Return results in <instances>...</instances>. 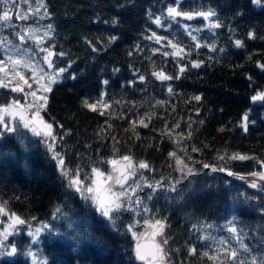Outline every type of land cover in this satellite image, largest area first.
Returning <instances> with one entry per match:
<instances>
[{
  "label": "trees",
  "instance_id": "1",
  "mask_svg": "<svg viewBox=\"0 0 264 264\" xmlns=\"http://www.w3.org/2000/svg\"><path fill=\"white\" fill-rule=\"evenodd\" d=\"M43 3L48 15L44 16L41 8L23 20L17 15L25 14L26 7L34 10L37 0H0V14L7 10L11 18L8 25L0 23V43L11 41L15 56L22 55L44 69L34 42L21 44L18 38L22 29L32 28L41 38L47 32L43 47L65 53L52 58L53 70L63 67L66 71L46 92L47 101L40 110L43 120L53 126L54 151L70 174H79L82 184L88 182L93 168L107 174L108 161L129 156L136 176L128 185H140L130 195L132 201L124 198L122 208L111 215L113 226L68 187L43 140L13 122L16 132L0 133V201L6 202L9 212L28 221L24 226L46 223L58 233L39 241L37 250L44 264H133L134 238L129 227L133 224L136 234L141 224L156 220L165 225L162 236L168 241L167 264H213L202 253L214 254L213 249L222 248L220 239L228 242L229 248L239 249L226 230L229 221L251 250L241 256L258 260L264 256V188L248 191L236 176L202 166L225 167L240 176L264 169L258 163L264 161V101L252 100L264 92V69L257 66L264 65V3L182 0L178 5L183 11L212 9L216 16L211 21L218 19L223 25L215 29L202 17L190 21L167 18V8L177 6L175 0ZM157 16L162 19L160 27L153 22ZM185 25L197 42L214 45L216 50L196 48ZM250 31L254 38L248 37ZM153 33L165 39L157 44L146 38ZM236 39L243 47L235 46ZM169 40L184 48V53L173 56ZM17 46L27 51L17 53ZM197 61L200 66L192 67ZM154 70L179 78L161 81L153 75ZM20 98L8 88H0V104ZM100 99L110 107L98 105L94 112L84 106L85 100L94 103ZM245 116L247 130L242 126ZM141 119L148 127L139 123ZM193 147L199 151L192 152ZM173 151L185 158L195 175L182 177L174 170L169 157ZM236 153L252 159L218 158ZM140 162L147 163L150 170L140 169ZM176 180H180L177 191H168ZM158 181L162 186L155 192L145 186V182ZM137 197L143 202L139 207L134 203ZM201 235L208 239L202 242ZM9 244L17 252L0 259V264H27L23 255L29 240L24 231ZM192 247L196 252L189 255Z\"/></svg>",
  "mask_w": 264,
  "mask_h": 264
},
{
  "label": "snow or ice",
  "instance_id": "2",
  "mask_svg": "<svg viewBox=\"0 0 264 264\" xmlns=\"http://www.w3.org/2000/svg\"><path fill=\"white\" fill-rule=\"evenodd\" d=\"M182 0H175V4L177 6H169L167 8V18L175 21L177 17H182L185 20H193L196 17H202L205 21H210L208 23V27L215 29L220 28L223 25L219 22L217 19L216 21H211V18L216 16V12L212 9L203 10V11H183L181 10L178 5H180ZM252 3L254 5H261L264 3V0H252ZM44 8V16L48 15L47 9L43 3V0H37V6L34 10L25 13V14H18L17 19H23L27 20L29 15H36L40 12V9ZM44 16H40L41 19L44 18ZM10 16L7 10L3 12V14H0V22H3L5 25H8L10 21ZM157 27H160L162 24V19L160 16H157L155 20L153 21ZM49 29L51 28V25L48 26ZM185 32H187L190 36L192 41L195 43L196 48L200 47H208L209 51H215L214 45H202L201 43L197 42V37L195 35H192L191 31L189 30L188 26H184ZM38 30L32 29V28H25L21 30V33L18 34V38L21 42V44H24L26 40H31L34 42V44L37 47V50L39 52L45 53V55L42 57L43 63L48 66L49 69H52L54 66L53 57L54 56H63L65 55L64 52L56 53L53 51L52 47H43L44 38H48L47 32L44 34V38H41L36 35V32ZM249 38H254V33L249 32L248 34ZM147 39L154 40L155 43L160 44L162 40L165 39L163 36L156 35L153 33L151 36L146 37ZM112 41L116 39V37L110 38ZM7 43H11V41H6ZM235 46L237 48L243 47V43L240 39H236L234 41ZM168 45L174 49L172 55L176 56L181 53H184V48L180 47L178 44L173 43L171 40L168 41ZM21 51H27V49H20L19 46L16 47V52L19 53ZM93 51H96L95 48H93ZM223 51V49H221ZM167 55V53H165ZM182 58V57H181ZM7 62L5 60H0V88H10L11 92L14 93H24L25 96H31L34 98V101L31 104L26 103L25 105H21L20 101L13 100L11 103H5L0 104V132H7V133H14L16 132V127L13 126V121L19 120L20 124L26 129H28L34 136H40L45 138L46 140L50 141L47 144L49 152L52 153V158L57 161V166L61 170V174L68 180V187L73 189L74 191L80 193L82 196L84 192L93 193L96 191L93 187H87L84 188L82 181L78 178V173H71L69 170L64 168V160L59 155V153L54 151L53 145L56 142V137L53 134L52 131V124L46 123L43 118L40 116V110L44 107V104L47 101L46 96L38 95V92H50L52 90V84L56 83L58 81V78L66 71L65 68L61 67L58 68L54 72L45 73L43 68H39L35 65H33L29 60L25 59L22 55H8L6 57ZM70 66V65H69ZM200 62H192V67H199ZM258 67H261L264 69V65L257 64ZM21 69L30 71L32 73L31 77H26L21 72ZM118 71V69H116ZM185 71V68L183 66L180 67V72L183 73ZM153 75L161 81H168L172 79H178L179 76L173 77L166 75L163 70L160 71H153ZM74 78V77H73ZM140 81L144 80V76L141 75L139 77ZM31 81V83H30ZM41 81H44L41 83ZM33 83L39 85V87L36 90H32ZM105 84H107V81H104ZM25 87L29 91L25 92ZM169 93H171L173 90L171 87L168 89ZM195 100L199 101L200 97L196 96L194 97ZM253 101H264V92H258L256 95L252 97ZM35 101H40V103L37 105ZM163 103L162 101H157V104ZM98 105H100L103 108H109L110 105L103 102L102 99L97 100L94 103H90L88 100L84 101V106L90 109L91 111H98ZM28 107H35L36 111L31 114V118L25 115V111ZM104 113L101 112V115ZM5 117H9L10 119H5ZM135 121H133V125H135ZM139 123L143 127H148V124L144 122V119H141ZM245 130H247V116L244 117V124L242 125ZM110 127V125H109ZM176 127H179V124L176 125ZM103 131V130H102ZM134 131V128H133ZM221 131H224V129H221ZM171 135V133H169ZM182 135V134H181ZM188 137L191 136V132H189ZM174 143H179L178 140H174ZM181 151H185L183 148H181ZM192 152H198L199 149L193 147L191 149ZM169 157L171 160L174 161V170L177 172H180L182 174V177H187L191 175H195V171L192 167L186 163L185 158L177 155L175 151L169 153ZM220 160H249L252 159V157H249L247 155L242 154H232L230 156H220L218 157ZM190 160L191 157H188ZM123 160L128 162L126 164V168L131 169L133 166L131 164V158L129 156H124ZM109 164L116 165L117 161L112 160L108 161ZM260 163L261 168H264V161H258ZM170 167H173L172 164L169 165ZM203 168H211L213 172L221 171V172H227V175L229 176H236L237 179H245L244 176L237 175L236 173H233L231 170L225 168V167H216L212 166L210 164H203ZM138 167L140 169H148L149 165L145 162H140ZM92 172L95 176L101 177L104 175V173L100 172L97 168H93ZM131 173H125L121 172L120 177H118L115 180V183L120 184L121 188L123 189V182H126L128 179V175ZM250 175L253 177L258 178L260 181H264V171L259 172H253ZM180 183V180H176L175 182L169 184L168 191H177L176 184ZM93 184H96V181H93ZM145 186L148 188H151L153 192H155L158 188L162 186V182L158 181L155 184L147 183L145 182ZM249 187L251 188H257V183L255 180H253ZM137 188H140V185L137 184L136 187L131 189L132 193H135ZM109 192L108 196L100 197L98 195H93L91 199L93 200V203L96 207V211L100 213L101 216L109 219L112 221L113 226H115V220L112 218L111 214L113 212H117L122 208V201L121 197H125L130 202L132 201L131 196L128 194L127 191H121L117 193H112L111 187L107 189ZM89 197L84 196V199H88ZM151 195L148 196V199H151ZM134 203L139 207L143 204V202L139 199V197L136 198ZM59 211V209H58ZM144 211L148 212L149 209L146 205H144ZM7 215L9 217V220L11 223L8 225V227L3 231L0 232V246L3 245V240L6 239L8 235L11 234L9 229H14L17 225H24L28 223L25 219L18 216L15 212H9L7 209V204L4 201H0V216ZM49 226L47 224L43 225V228L47 229ZM152 228H154V232L152 235L155 236H162L163 235V229L165 227L164 223L160 220H156L152 225ZM130 232L132 231V227L130 226L128 229ZM199 230V229H198ZM227 232L231 234V236L239 243V249L236 248H229L228 242H226L224 239H220L218 241L219 245L222 246V248L213 249L214 254H210L209 252L205 251L202 253L204 257H207L208 260L212 261L213 264H264V256H262L259 260L256 256H251V258L242 257L241 253L248 254L250 253V248L241 240L240 235L238 233V229L236 226H234L233 221L228 222V226L226 228ZM41 232V228H36L35 232H29V235L33 237V242L36 241V238L39 236ZM133 238L136 239V235L133 232ZM199 239L204 242L208 239V237L201 235ZM167 240H162V244H167ZM161 243H153V252H152V258L153 260L157 261L158 264H163V261L165 260L166 253L162 247ZM17 252V248L15 246H12L10 250L6 252H0V255H6V256H13ZM196 249L194 247L188 249V254L193 255L195 254ZM28 255H33L32 253H28ZM135 255L136 259L138 260H144L145 254L143 253L141 249V245L137 243L135 248ZM33 264H36V260L33 259ZM40 264H44V261H40Z\"/></svg>",
  "mask_w": 264,
  "mask_h": 264
},
{
  "label": "rangeland",
  "instance_id": "3",
  "mask_svg": "<svg viewBox=\"0 0 264 264\" xmlns=\"http://www.w3.org/2000/svg\"><path fill=\"white\" fill-rule=\"evenodd\" d=\"M8 6V5H7ZM18 6V5H17ZM10 8V7H9ZM1 9H3V5L1 6ZM32 11L31 9L27 8L25 9V13H28ZM4 11L1 12V14H3ZM9 13V12H8ZM167 14V13H166ZM10 16V14H9ZM33 15H31L32 17ZM199 19H201V17H198ZM2 24H4L3 22H0ZM5 25V24H4ZM28 26V25H27ZM42 34V32H41ZM40 37V34L37 35ZM13 46L8 44V43H0V60H5V62H7L6 60V57L8 55H13L15 56V54H13ZM36 54L39 56V59H40V62L41 64L43 65L44 69H45V73H49V72H54L56 70H53V69H49L48 66L46 64L43 63V60H42V57L45 55V53L43 52H39L37 51ZM21 72L24 73V72H27V76L26 77H31L32 73L30 71H27V70H24V69H21ZM44 81H41V83H43ZM31 83V81H30ZM39 87V85L33 83L32 85V90H36L37 88ZM10 90V88H8ZM27 87H25V92L26 91ZM11 91V90H10ZM29 91V90H28ZM13 94L15 95H19L21 98H20V103L21 105H25L26 103L28 104H31L33 101H34V98L31 97V96H25L24 93H14ZM46 92H38V95H42V96H45ZM35 103L38 105L40 103V101H35ZM36 111V108L35 107H28L25 111V113H27V115L29 116V118H31V114L33 112ZM6 119V117H5ZM13 123V122H12ZM19 123V124H18ZM18 125H20L22 128H24L22 126V124H20V122H17ZM27 132H28V129L24 128ZM0 133H7V132H0ZM39 139L40 140H43V143H44V146L47 148V151L49 152L48 150V147H47V144L49 143L48 140H46L45 138L43 137H40L39 136ZM51 157H52V153L49 152ZM55 163L57 165V161L55 160ZM58 167V166H57ZM106 178H107V174H104L103 176L101 177H97L95 176L93 173L91 174L88 182L86 184H83V187L84 188H87V187H93L94 189H96V191H94L93 193H88V192H84L83 196L74 191L78 196L80 197H83L84 196H87L89 197L87 200L90 202L94 212L96 213V215L100 216V217H103L100 215V213H98L96 211V207L93 203V200L91 199V197L93 195H98L100 197H104V196H108L109 195V192L107 191V189H105L103 187V184L104 182L106 181ZM96 181V184H93V181ZM136 187V184H133L132 186L130 185H127L124 189H121V190H111L112 193H117V192H121V191H127L129 195H132L133 193L131 192V189ZM73 190V189H72ZM125 197H121V201H123ZM114 213V212H113ZM112 213V214H113ZM111 214V215H112ZM105 218V217H103ZM11 223V221L9 220V217L7 215H3V216H0V232H3L7 227L8 225ZM46 224V223H37L33 226H24V225H17L14 229H9V231L11 232L10 235H8L6 237V239L3 240V245L0 246V252H6L8 250H10V248L12 247L10 244H9V240L12 239L14 236H16L17 234H19L20 231H24V233L26 234V236L28 237V240H29V246L28 248L25 250L24 252V257L27 261V264H33V259L36 260V264H40V261H44L43 258L40 256L38 250H37V247H38V244H39V241L42 239V238H54V237H57L58 236V233L55 232V231H52L50 226L45 229L43 228V225ZM48 225V224H47ZM131 227H132V231L129 233L132 235L133 237V232H134V229H133V224H131ZM36 228H41V232L39 234V236L36 238V241L33 242V237L29 235V232H35ZM135 233V232H134ZM233 238V237H232ZM234 239V238H233ZM32 253L33 255H28V253ZM7 258H10L9 256H6V255H0V259H7Z\"/></svg>",
  "mask_w": 264,
  "mask_h": 264
},
{
  "label": "water",
  "instance_id": "4",
  "mask_svg": "<svg viewBox=\"0 0 264 264\" xmlns=\"http://www.w3.org/2000/svg\"><path fill=\"white\" fill-rule=\"evenodd\" d=\"M13 100H8L7 103H11ZM26 116H28L25 113ZM6 119H10L9 117H6ZM13 122H19V120H15ZM29 131V130H28ZM29 134L37 139L39 136H34L30 131ZM115 161H117L116 165H112L109 164V166L107 167V178L106 181L103 184V187L105 189H109V187H111V190H121V186L120 184L115 183V180L120 177L121 172H125V173H131L128 175V179L126 182H123V189L134 180L135 176H136V169L135 166L133 164V162L131 161L132 164V168L128 169L126 168V164L128 162L124 161L123 158L120 159H116ZM260 171H264V169L260 170ZM259 172V171H257ZM251 174V173H250ZM247 174V175H242L245 177V179L241 180L238 179V182L245 187L248 191H254L257 188H264V181H260L258 178L253 177L252 175ZM255 180L257 183V188H251L249 187V184ZM153 223H144L141 224L139 226L138 232L136 233V239H133L132 244H131V255H132V259H133V264H158L157 261L153 260L152 258V252H153V243H161L162 244V240H163V236H153L152 233L154 232V228L151 227ZM137 243H139L141 245V249L143 251V253L145 254V259L144 260H138L136 259V255H135V248ZM162 247L165 251V244H162ZM166 253V251H165ZM168 258L167 255L165 257V260L163 261V264H167Z\"/></svg>",
  "mask_w": 264,
  "mask_h": 264
}]
</instances>
